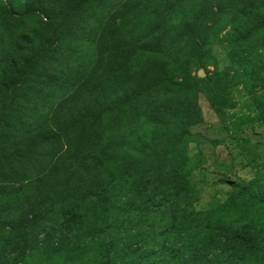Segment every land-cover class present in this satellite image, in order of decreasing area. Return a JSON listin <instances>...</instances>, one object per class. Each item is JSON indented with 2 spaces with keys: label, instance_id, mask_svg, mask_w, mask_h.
I'll use <instances>...</instances> for the list:
<instances>
[{
  "label": "rangeland",
  "instance_id": "rangeland-1",
  "mask_svg": "<svg viewBox=\"0 0 264 264\" xmlns=\"http://www.w3.org/2000/svg\"><path fill=\"white\" fill-rule=\"evenodd\" d=\"M0 264H264V0H0Z\"/></svg>",
  "mask_w": 264,
  "mask_h": 264
}]
</instances>
